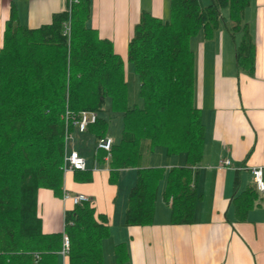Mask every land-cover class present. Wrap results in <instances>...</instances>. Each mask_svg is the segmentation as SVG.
Returning a JSON list of instances; mask_svg holds the SVG:
<instances>
[{
  "label": "trees",
  "instance_id": "obj_1",
  "mask_svg": "<svg viewBox=\"0 0 264 264\" xmlns=\"http://www.w3.org/2000/svg\"><path fill=\"white\" fill-rule=\"evenodd\" d=\"M250 0H170L167 21L143 12L128 45L127 62L140 83L142 105L128 101L124 61L109 40L100 39L88 26L92 0H67V8L49 25L31 29L15 14L6 23L0 50V264H105L103 241L109 237L107 216L93 202L73 205L64 216L63 231L45 234L39 216V192L62 196L66 143L74 123L84 112L97 114L87 133L96 141L95 160L107 154L97 148L108 137V121L100 117L107 102L113 115L122 116L121 137L114 139L110 182L121 170L135 169L126 208L125 225L153 224L161 182L171 222L188 225L196 203V166L204 156L205 125L195 103L196 60L191 41L201 32L209 41L225 25L235 44L239 72L253 77L256 43L245 11ZM70 24V33L65 26ZM111 137V136H110ZM158 148L185 156V165L149 166ZM78 182H91L89 170L74 171ZM235 180V192L239 188ZM232 204L238 222L264 206V194L255 184ZM64 236L70 242L62 256ZM117 263L124 261V245L116 247Z\"/></svg>",
  "mask_w": 264,
  "mask_h": 264
},
{
  "label": "crops",
  "instance_id": "obj_2",
  "mask_svg": "<svg viewBox=\"0 0 264 264\" xmlns=\"http://www.w3.org/2000/svg\"><path fill=\"white\" fill-rule=\"evenodd\" d=\"M199 2L205 7L211 0ZM66 8L67 0H0V50L6 23L13 13L21 25L37 29L49 25L54 15ZM143 12L167 21L170 0H92L88 26L100 39L112 42L125 71L128 45ZM222 14L225 25L212 40H205L201 32L191 41L196 60L195 103L206 130L203 160L195 168L199 199L192 223L171 222L170 205L163 199V181L153 224L127 227L125 214L136 170H121L116 182L111 183L109 159L97 162L95 137L78 130L85 147L73 146L70 150L66 143V154L77 152L84 158L93 180L78 182L74 172H66L62 196L49 190L39 192L38 211L45 234L63 231L65 212L73 208L72 202L63 200L64 192L84 194L97 213L109 220L110 234L103 241L105 264H119L115 250L121 244L125 259L120 264H264V206L255 207L245 222H238L232 204L236 192L253 186L251 170L264 169V0H250L244 15L256 43L253 77L238 70L235 44L227 30L231 24L228 11ZM92 142L91 157L86 148ZM225 159L232 166L219 169ZM184 165V155L170 157L163 148L156 149L149 159V166L154 168L170 170ZM237 177L240 184L235 192ZM60 264H66V260L61 258Z\"/></svg>",
  "mask_w": 264,
  "mask_h": 264
},
{
  "label": "built area",
  "instance_id": "obj_3",
  "mask_svg": "<svg viewBox=\"0 0 264 264\" xmlns=\"http://www.w3.org/2000/svg\"><path fill=\"white\" fill-rule=\"evenodd\" d=\"M65 33H70V24H67L65 26ZM97 114L93 112H84L80 114L79 119L76 120L74 123V126L82 133L87 131V128L89 125L94 124L97 121ZM114 145V139L113 137H106L105 139L101 140L97 144V148L107 154L105 159L110 158V153L112 150V147ZM232 166V163L230 160H222L219 163L218 168L219 169H225ZM64 172H74V171H85L86 170V161L84 158H82L77 152H72L71 154L67 155L65 157V163H64ZM253 182L256 186V189L259 193L264 194V169L262 167H254L251 170ZM63 200L64 201H70L74 205H79L83 203H87L90 201V197L84 195V194H75L72 195L68 192H64L63 194ZM69 239L67 236H64V249L62 251V256L65 258L66 254L69 250Z\"/></svg>",
  "mask_w": 264,
  "mask_h": 264
},
{
  "label": "rangeland",
  "instance_id": "obj_4",
  "mask_svg": "<svg viewBox=\"0 0 264 264\" xmlns=\"http://www.w3.org/2000/svg\"><path fill=\"white\" fill-rule=\"evenodd\" d=\"M226 13V12H225ZM126 73H127V79H128V101H129V104L131 106L133 105H142V99L140 98V83H139V80H138V77L134 74V71H133V67L129 64H127L126 66ZM105 112L102 113L100 115V117L102 118H105L107 121H108V135L115 138V139H118L121 137V133H122V129H123V121H122V116H119V115H113L110 111V105L109 103L107 102V105H106V108H105ZM77 133L78 132V129L75 128L72 136L67 140V143H68V147L69 149L71 150L72 147H81V148H84L85 147V140L84 142L83 141H80V138H78L77 136ZM91 148L92 151H91ZM86 150H88L87 152L91 154H93V151H94V143L92 142L91 144V147L90 145H87V148ZM160 151L162 150H158L157 153H161ZM92 154H91V157H92ZM158 155V154H157ZM156 162V161H154Z\"/></svg>",
  "mask_w": 264,
  "mask_h": 264
}]
</instances>
